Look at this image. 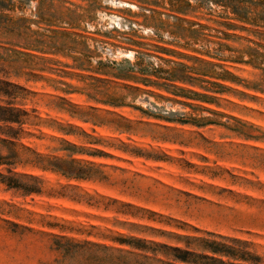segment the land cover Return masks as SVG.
<instances>
[{"label":"rangeland","instance_id":"374dc122","mask_svg":"<svg viewBox=\"0 0 264 264\" xmlns=\"http://www.w3.org/2000/svg\"><path fill=\"white\" fill-rule=\"evenodd\" d=\"M111 1L0 0L28 113L0 144V264H180L194 239L264 264V0Z\"/></svg>","mask_w":264,"mask_h":264},{"label":"trees","instance_id":"16d2710c","mask_svg":"<svg viewBox=\"0 0 264 264\" xmlns=\"http://www.w3.org/2000/svg\"><path fill=\"white\" fill-rule=\"evenodd\" d=\"M4 85L7 88H18L11 84ZM0 96L9 99V102L5 105H0V123L7 125L9 128V133H6L8 138L0 139V144L14 147L15 143L13 141L18 140L19 132H14L11 126L18 125L22 127L26 124L28 122V113L25 110L14 107L16 95L8 89L0 87ZM7 159L8 157L0 153V166L6 165ZM41 159L44 160V158ZM0 177L2 178L0 182L6 183L5 177L1 174ZM7 185L10 188H22L20 185H10L8 183ZM137 244L140 246L139 241ZM189 244V246L193 244L195 249L168 248L173 253L172 258L174 261L180 264H261L262 262L261 257L251 250L250 244L236 239H224L223 241L194 239Z\"/></svg>","mask_w":264,"mask_h":264},{"label":"built area","instance_id":"2783aa9c","mask_svg":"<svg viewBox=\"0 0 264 264\" xmlns=\"http://www.w3.org/2000/svg\"><path fill=\"white\" fill-rule=\"evenodd\" d=\"M105 21H108L110 22L114 27L113 28H116V29H120L123 31V27L126 28V30H129V25H124L125 23V20L120 17V16H117L115 14H111V15H107V14H102V15H99L98 16V19L96 21V24H91V25H88V29H91V30H94L95 29V26H101ZM134 28H136V25L133 26ZM152 34V31L150 30H147L144 32L145 35H148V34ZM112 52V51H111Z\"/></svg>","mask_w":264,"mask_h":264},{"label":"bare ground","instance_id":"6f19581e","mask_svg":"<svg viewBox=\"0 0 264 264\" xmlns=\"http://www.w3.org/2000/svg\"><path fill=\"white\" fill-rule=\"evenodd\" d=\"M110 4L116 8H119V9H123V8H132V9H135V7H131L129 6L128 4L126 3H123L121 1H117V0H112L110 2Z\"/></svg>","mask_w":264,"mask_h":264}]
</instances>
